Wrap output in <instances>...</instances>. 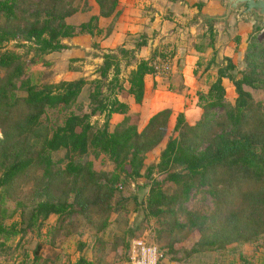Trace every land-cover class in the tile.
I'll return each mask as SVG.
<instances>
[{"label":"trees","instance_id":"trees-1","mask_svg":"<svg viewBox=\"0 0 264 264\" xmlns=\"http://www.w3.org/2000/svg\"><path fill=\"white\" fill-rule=\"evenodd\" d=\"M26 1L0 0V233L7 236L37 228L52 213L61 218L81 215L91 224L99 222L102 230L111 212L127 210L130 196L119 194L113 199L120 185L129 179H145L144 185H137H148V190L140 197L133 195L135 209L140 208L145 218L164 216L162 222L171 225L169 231L173 227L178 231L197 229L199 247L190 249L193 252L229 245L234 249L264 236V79L256 71L259 63L248 64L240 76L232 72L233 63L218 67L215 77L208 74L206 88L192 92L202 108L196 122H187L179 111L170 125V109L164 107L139 126V114L129 111L125 97L132 95L135 102H141L145 75L156 74L152 61L140 58L127 77L121 76L122 65L131 64L135 57L134 49L119 46L108 50L93 78L62 80L56 88L26 74L31 63L42 60L47 64L44 55L65 47L64 38L87 32L98 40L104 30L109 32L111 26L104 29L98 21L115 13L118 0H95L99 12L79 22L78 30L66 21L71 13L65 8L66 0H43L31 12L22 8ZM11 40L30 41L27 46L32 56L24 58L15 49L5 48ZM252 43L251 49L255 47ZM223 77L235 93L230 103L224 100ZM85 85L89 110L76 111L73 106ZM216 106L224 108L221 120L212 119ZM77 107L81 109L82 103ZM54 109L64 112L56 124L46 116ZM96 113L104 116L101 125L90 120ZM113 113L123 116L109 129ZM208 127H212L211 135L198 148L199 137ZM58 149L65 150L62 165L52 155ZM89 152L106 154L113 168L96 167ZM148 152L158 153V157L146 164ZM30 181V199L16 202L17 226L6 228L3 220L13 213L7 205L10 195ZM197 184L208 185L214 195L213 210L208 214L189 210L186 221L177 222L175 205ZM116 235L109 247L121 241L126 247V235ZM107 244L103 238L95 241L100 249ZM237 252L238 264H257L255 254L247 258ZM163 257L162 253L160 259ZM234 261L214 258L209 264ZM71 264L95 263L80 255Z\"/></svg>","mask_w":264,"mask_h":264},{"label":"rangeland","instance_id":"rangeland-1","mask_svg":"<svg viewBox=\"0 0 264 264\" xmlns=\"http://www.w3.org/2000/svg\"><path fill=\"white\" fill-rule=\"evenodd\" d=\"M43 0H27L23 4V9L33 11L42 5ZM65 8L71 13L66 17V21L76 25L78 30V23L81 21H87L93 14L99 12V6L95 0H66ZM227 3L224 2L222 11L218 13H193L189 18V24L192 29L196 28L195 32H189L186 38V54L187 58H191L192 62H195L196 73L199 74L201 80L204 81L206 74L215 77L218 67H222L226 64L233 63V73L238 72L240 76V70L247 71L248 64L255 62L260 65L256 68L258 74L264 79V25L259 26L258 21L260 16L252 12L249 16H238L240 6L230 9L229 13H226ZM242 18H246L245 20ZM239 19V20H238ZM99 22V21H98ZM97 22V23H98ZM95 23V22H94ZM259 28L254 29V27ZM240 29V31H239ZM239 32V33H238ZM203 34L202 36L195 37L192 34ZM196 34V36H197ZM238 35V38L235 37ZM99 37V35H97ZM96 37V36H95ZM94 40L96 41V39ZM234 38H237L236 41ZM65 44H72L69 38H66ZM234 39V50L230 53L224 52L225 44L228 40ZM194 40L198 41V44H202V53L197 55L194 50ZM30 42V41H29ZM28 41L16 40L9 41L5 48L15 49L23 55L24 58L32 56L33 51L28 49ZM249 42H253L254 48H249ZM23 44V45H22ZM181 44V42L179 43ZM196 45V44H195ZM233 45V43H232ZM231 46V44H230ZM254 50L252 56H247L248 53ZM61 51V50H60ZM60 51L53 52L51 54L44 55L43 60H39L35 63H31L26 70V74H32L34 78H38L41 81H48L51 88H56V85L64 79V70L61 66L63 57H61ZM195 55L192 56V55ZM158 57L170 56L168 51H165L164 55H157ZM156 56V57H157ZM155 57V58H156ZM46 58V59H45ZM62 60V61H61ZM66 60L69 65H78L74 63V58L66 56ZM175 64L172 67L170 73L173 74V78L178 76L177 66L180 59L174 60ZM194 67V65H193ZM186 71H190V66H186ZM92 67L90 68V70ZM130 67H124L121 76L127 77ZM168 73V74H170ZM94 77V76H93ZM89 76L88 78H93ZM174 80V79H173ZM173 82V81H172ZM169 83L168 79H165L162 87L168 89L172 87L176 91V87L181 85L177 83ZM165 85V86H164ZM204 84H200L198 81L194 83L195 88L205 87ZM206 88V87H205ZM87 92L88 86L85 85L82 92L78 96V101L73 106L76 111L84 110L87 108ZM165 92H159V95H164ZM234 90L232 85L227 84L224 94V100L226 102H232L234 98ZM78 103H82L81 109L77 107ZM214 115L212 119L221 120L224 118V108L216 106L214 109ZM63 113L58 110H49L46 114L49 122L52 124L59 123L63 118ZM197 118L194 122H196ZM90 120L95 125H101L104 120L103 114L96 113L91 116ZM117 120H113L111 117L108 123L109 129L113 128ZM173 121L170 120V125ZM212 132V127H208L205 133L201 134L198 140V148H202L206 145ZM1 136V130H0ZM64 149H58L53 152L54 160H58L59 164L64 154ZM158 154V153H157ZM155 152H148L145 158L146 164L154 162L158 155ZM88 157L93 161L96 167L110 170L113 168V163L106 154L89 152ZM145 179H129L124 184L120 185L119 193H116L114 198H117L119 194L124 196H130L126 203L127 210L121 212H111L108 217V224L102 230H99L98 223L91 224L83 216L71 214L66 217H60L57 214H50L44 219L39 227L30 229L26 232L20 233H0V264H71L78 256L83 255L87 259L91 260L95 264H123L128 257L129 244L132 239H142L146 243L156 246L165 257L176 258H188L190 257L194 264L196 260L193 256H199V254L207 253L206 259L210 262L217 258L222 260H235L233 264L239 263L238 252L241 251L247 258L253 253L258 256L257 264H264V236L254 243L239 244L238 247L232 248L229 245L227 248L218 250L202 249L198 251H191L190 249L198 246L200 233L197 229H182L178 231L173 227L172 231H169L171 225L162 222L164 216H148L144 217L141 209H135V202L133 195L137 193L140 197L144 195L148 190V185L139 187L137 184H145ZM33 182H27L22 184L17 191L10 195L7 205L13 213L3 220L6 228H14L12 225L19 221V209L16 207V202L22 199H30V188L33 187ZM32 195L35 196L33 193ZM176 220L177 222L186 221L187 211H196L201 214H208L214 208V195L209 190L207 184H197L190 189L186 198L181 200L175 205ZM166 220L169 218L165 216ZM129 228H133L130 232ZM116 234H124L128 239V245L123 247L124 242H117L113 245L112 239ZM97 238H103L107 240V248L94 249L95 241ZM125 240L127 241V239ZM233 244V243H232ZM190 250V254H187ZM192 256V257H191ZM201 256V255H200ZM263 258V259H262ZM164 259V258H163ZM160 262V261H159ZM252 262V261H251ZM126 264V263H125ZM255 264V263H254Z\"/></svg>","mask_w":264,"mask_h":264},{"label":"crops","instance_id":"crops-1","mask_svg":"<svg viewBox=\"0 0 264 264\" xmlns=\"http://www.w3.org/2000/svg\"><path fill=\"white\" fill-rule=\"evenodd\" d=\"M223 6V0H118L115 13L99 18V25L104 29L107 25L111 26L109 32L105 33L106 30H104L98 40L95 35L90 33H77L72 37H67L72 41L70 46L66 44L60 49L61 51L58 50L60 51L59 55L63 57L61 66L64 70V79L72 80L79 77L95 76L96 68L102 62V54L108 50H115L119 46L134 49L135 53L131 64L122 65V71L124 67L134 68L136 61L140 58L152 61L157 55H164L165 51H168L172 67L175 64L174 60L180 59L177 66L179 78L178 76L173 78L171 73L168 76L146 74L142 101L135 102L132 95L126 96L125 100L129 103V111L139 114V126H143L154 112L164 107L170 109L169 123L170 120L174 121L179 111L183 112L187 122L193 123L202 112V108L196 105V98L192 94L195 88L193 84L198 81L200 84H204L208 74L204 81L201 80L202 76L193 73L195 62H192L191 58H187L186 38L189 32L194 33L196 30V28L192 29L188 20L193 13H218L222 11ZM196 34H192V36L203 35L201 33L196 36ZM235 37L238 38V35ZM237 38H234L235 41ZM234 39L228 40L225 44V53L227 51L231 53L234 50ZM63 42L66 43L67 39L64 38ZM180 42L181 44H179ZM193 46L196 55L199 52L202 53V44H198V41L194 40ZM66 56L73 57L74 63L78 65H69ZM192 56L195 57L194 54ZM186 66L192 67L191 70L186 71ZM124 75L126 74H123V77ZM165 79H168L169 83L173 81L177 84L181 83V85L176 87V91L172 87L164 89L162 85ZM222 82L226 87L227 84H230L225 77L222 78ZM159 92H165L166 96L159 95ZM122 116L120 113H113L111 117L118 121ZM94 249H98V247L95 245ZM206 255L207 253L201 252L199 256H193L196 260L194 264H209L210 260L206 259ZM163 258L159 260L158 264H193L190 257L187 259ZM255 258L258 260L256 254ZM125 263L123 262V264Z\"/></svg>","mask_w":264,"mask_h":264},{"label":"built area","instance_id":"built-area-1","mask_svg":"<svg viewBox=\"0 0 264 264\" xmlns=\"http://www.w3.org/2000/svg\"><path fill=\"white\" fill-rule=\"evenodd\" d=\"M152 65L154 73L159 76H168L172 69L168 56H157L152 60ZM127 254L126 264H158L162 256L156 246L136 238L131 240Z\"/></svg>","mask_w":264,"mask_h":264},{"label":"water","instance_id":"water-1","mask_svg":"<svg viewBox=\"0 0 264 264\" xmlns=\"http://www.w3.org/2000/svg\"><path fill=\"white\" fill-rule=\"evenodd\" d=\"M227 3L226 13H229L230 9L240 6L238 16H249L252 12L260 16L258 21L259 26L264 25V0H223ZM257 25V26H258Z\"/></svg>","mask_w":264,"mask_h":264}]
</instances>
